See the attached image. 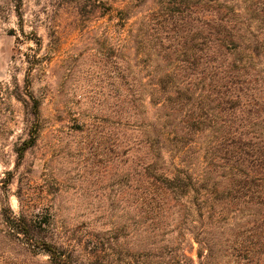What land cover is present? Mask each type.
<instances>
[{
  "label": "rangeland",
  "instance_id": "374dc122",
  "mask_svg": "<svg viewBox=\"0 0 264 264\" xmlns=\"http://www.w3.org/2000/svg\"><path fill=\"white\" fill-rule=\"evenodd\" d=\"M230 1L245 14L264 3ZM169 8L167 0H0V214L46 217L43 235L74 264H248L238 257L247 245L239 230L185 215L145 170L156 111L149 72L168 65L155 48L170 44L158 24ZM142 39L161 56L147 60ZM146 89L145 115L131 100ZM0 264L52 263L0 215Z\"/></svg>",
  "mask_w": 264,
  "mask_h": 264
},
{
  "label": "trees",
  "instance_id": "16d2710c",
  "mask_svg": "<svg viewBox=\"0 0 264 264\" xmlns=\"http://www.w3.org/2000/svg\"><path fill=\"white\" fill-rule=\"evenodd\" d=\"M167 1L169 11L158 24L170 44L155 49L165 53L168 65L149 72L147 98L156 111L146 124L153 156L147 176L185 215L239 230L247 245L238 257L264 264V3L250 5L245 14L230 0ZM151 45L137 41L150 61L161 56ZM146 92L135 91L131 100L141 102L145 115ZM34 112L39 115L37 104ZM205 134L206 147H198L196 138ZM35 142L32 137L22 150ZM189 154L200 155L203 169ZM150 201L165 210L154 196ZM0 215L10 233L35 242L52 264H74L62 245L43 235L50 225L46 217H17L10 208Z\"/></svg>",
  "mask_w": 264,
  "mask_h": 264
}]
</instances>
